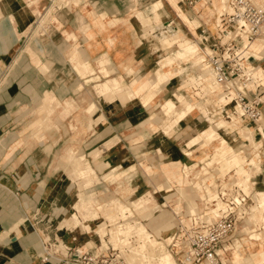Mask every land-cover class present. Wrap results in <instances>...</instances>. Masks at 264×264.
<instances>
[{
  "label": "crops",
  "instance_id": "0c3cea01",
  "mask_svg": "<svg viewBox=\"0 0 264 264\" xmlns=\"http://www.w3.org/2000/svg\"><path fill=\"white\" fill-rule=\"evenodd\" d=\"M134 1L0 0V264H64L54 256H49L48 260L42 259L46 255L48 243L52 244V241L60 240L76 249L85 250L95 242V238L90 235L92 231L90 227L98 221L84 220L82 222L85 229L82 232L84 235L80 233V230H75L78 225L71 227L66 223L70 211L75 210L72 206L74 195L66 172V158L71 159L75 174L78 163L88 164L92 168L88 177L83 178L84 186L86 181L90 184L93 177H97L94 167L86 161L87 158L85 159L76 151L77 149L85 152V157L90 158V162L99 168L104 178L118 180L119 188H125L121 181L128 177L127 190L135 186H132L133 182H131L134 178L131 174L128 176L125 168H129L134 174L136 169L132 163L136 162L137 156H134L132 151L142 152L149 161L146 163L144 160L140 163L142 169L150 172L160 167L165 179L164 181L156 180L155 186L157 189L166 187L168 191L178 186L182 197H185L184 211L188 215L199 212L203 205H207L206 196L219 185L214 175L218 174L220 185L226 186L224 177L233 169L226 167L220 171L217 168L221 163H215L214 167L206 164L215 152L217 141L214 142L215 144L197 147L191 154H187L184 150L183 158L186 160L183 161L181 158L182 154L176 141L181 131L189 126L193 127L194 122H197L196 125L200 124L196 119L195 109L191 112L187 110V116L185 115L182 121L175 123L169 130L167 127L175 115H172L169 120L170 114H164L159 110L151 112L143 119L144 107L155 110L159 106L155 99L163 87L147 104L142 98L148 92L151 83L156 80V70L162 71L165 66L157 61L159 47L153 49L151 47L153 44L147 45L141 38V31L145 26H150L151 33L154 28L153 33L156 35L160 33L159 27L162 26L161 30H163V23L155 16H135V10L131 8ZM176 1H181L180 4L177 3L183 8L182 0ZM147 2L148 0H141V2L136 0V6L139 4L141 8L146 6L144 8L146 11ZM206 2L208 0H204L199 6H205ZM219 2L223 4V0ZM171 4L173 5L172 2ZM53 7L55 11L50 12ZM214 9L209 7L208 15H211ZM40 16H51V22L43 28V31L40 29L38 31L35 27ZM182 19L184 20L183 17ZM218 21L219 17L215 22L210 23L212 30H215ZM199 24L195 30L194 28L192 30L196 35H204L208 38L210 36L208 31L205 33L197 31ZM208 40V45L205 43L206 53L210 51L208 47L210 38ZM250 49V55L257 59L256 63L251 64L250 67L255 80H260L262 77L259 76V68L263 67L260 59V53L264 49L263 39L254 42ZM77 51L80 58L87 62L85 71L76 65V60H73V54ZM201 51L199 46V55H204ZM153 66L155 72L151 79V76L145 75L144 70L150 72ZM91 67L95 70V74L87 75L86 79L87 81L93 79L89 83L95 82V90L103 83L112 85L111 87L122 86L127 89L136 80L140 84L147 80L149 87L139 92L134 99L123 96V100L117 95L108 96L109 100L105 97L104 100V97L100 96L96 90V93H92L91 99L86 103L84 102L86 94L82 92V89L88 82L80 74L86 73L87 70L92 72ZM102 67V70L106 72L105 75L101 72ZM141 70L144 72L140 73ZM220 85L223 88L221 83ZM133 87L136 88L137 85ZM222 92L223 89L217 93L216 98H213L218 106L226 102ZM131 93L130 91L129 94ZM164 99L160 100V105ZM39 108L41 113H37ZM89 109L92 111L90 112ZM72 111L79 113L69 124L67 116ZM202 116L204 117L203 114ZM26 121L28 126L25 132L34 135V140L31 142L29 139L27 142L19 139L22 124ZM106 121L107 125H98H103ZM237 122L238 126L234 129H241L240 133H243V128L246 126L240 124L238 118ZM94 124L96 125L93 126ZM140 126L142 130L139 133L129 135L132 142L124 137L110 147L99 146L101 142L96 140L94 135L91 136L95 139L94 141L82 140V137H78L80 139L77 141L68 139V134L74 132H81V134L102 132L110 134V137L115 134L120 137ZM176 130L178 134H173ZM151 133L152 135H165V139L155 142L144 141ZM234 135L233 132L229 144L235 149L239 148L241 155L243 152L246 158L244 143ZM180 140L185 141L186 138ZM207 147L212 148V151L205 150L196 159L186 158L193 156L197 149L204 150ZM147 149H155L156 154L161 158L160 166L152 161L153 158ZM201 163L203 165H200ZM187 169L192 177L188 175ZM253 169L257 170V167H249L250 176ZM197 171H201L200 176L196 175ZM157 173H154L155 179ZM202 175L205 177L203 183L195 181ZM118 187H116L117 190ZM134 189L130 191L131 194L126 203L115 200L112 202L133 208L135 199L139 197H134L136 188ZM187 189H196V192L191 195L186 192ZM144 191L146 193L140 197L152 198L155 205L145 206L144 201H140L143 208L147 207L143 214L141 213L140 220L156 237L162 238L166 232L165 239L170 240L171 237L173 239L176 235V223L173 221L172 213L169 210L160 209L149 189L144 188ZM263 193L261 192L259 197ZM191 201H196L198 204L194 213L188 212ZM168 202L166 199L162 200L165 206ZM181 202L182 199L179 196L177 212L181 211ZM260 210V207L253 209L248 217L250 223L263 222L261 229L251 228L248 222L243 227V231H248V240L242 238L220 250L230 251L231 264H252V262L262 260L264 240L250 239L251 233L264 232V211L261 215ZM149 212L155 215V220H146L145 215ZM35 214H38L40 220L33 218ZM160 214H163L162 218H159ZM26 216L30 218L29 221H22ZM63 242L55 245L56 252L65 253L66 246ZM245 258H247L246 262ZM223 261L226 263L228 260L223 257Z\"/></svg>",
  "mask_w": 264,
  "mask_h": 264
},
{
  "label": "rangeland",
  "instance_id": "374dc122",
  "mask_svg": "<svg viewBox=\"0 0 264 264\" xmlns=\"http://www.w3.org/2000/svg\"><path fill=\"white\" fill-rule=\"evenodd\" d=\"M175 1L176 0H174V1L173 0H148V2H147L148 3V6H147L148 9L146 11H144V8H146V6H144L143 8H141L139 6L140 4L137 5V6H135V7H133V9L135 10L134 12L138 11V13H140V15H135V16H146V15L147 16H154L153 9H152L154 7V5L156 4V5H159V6H164V8L166 9V11H168L167 13H169L170 16H168V17H166L165 19L162 20L163 25H166V26H168V28H171V29H175V28L176 29H179L180 28L181 29L180 32L184 36L185 42L186 43H189L191 45H195L198 48V54H199V46H200L201 49H202L201 52L204 54L205 47H207V45H208L207 44V41H209L208 38H210V40L211 39L213 40V39H215L217 37V34H218L217 27L215 28V30H212L210 23L211 22H215L216 21V18H218V16H220L221 13L224 12V13L230 14L233 11L232 8H231V6L228 3V0H223V4L219 2L221 0H210V1L206 2L205 6H203V7H200L199 4L201 2H203L204 0H195L194 3H192V4L189 3L187 0H182V3L184 5L183 6L184 9L181 8L178 5V3L180 4L181 1L180 2L179 1H176L175 2ZM254 1L257 4L264 6V0H254ZM58 2H59V0H58ZM67 2H68V0H67ZM139 2H141V0H139ZM171 2L173 3V5L171 4ZM69 5H71V4H69ZM143 5H145V4H143ZM209 7L210 8H215L214 11H211V15H208V13H207ZM180 9L186 11V13L188 15V16H186V18H188V19H196V20L198 19L199 20V21L197 20L200 23V26L197 28V31L198 32H202L201 30L204 29L205 32L208 31V33H209L210 36L207 38L203 34H201L203 36L196 35L194 33V31L192 30L191 25L187 22V20L183 16L180 15ZM51 11H55V8L53 7L50 10V12ZM42 17L43 16H40V18H39V20H38V22H37V24L35 26V27L38 28V31H39V29H40V31H43V28L46 25L48 26L49 22H51V20H50V17L51 16H44L43 18ZM182 17L184 18V20L182 19ZM166 20H168V21H166ZM208 20H210V22H208ZM198 22H197V25H198ZM150 25H151V23H150ZM143 26H144V23H143ZM146 28L149 29L148 26H145V29ZM159 28H160V33H158V34L160 35V34H162V30H161L162 26L159 27ZM153 32H154V28L152 29V33ZM205 32H203V33H205ZM158 34H156V35H158ZM153 35H155V33H153ZM163 36H167V33L166 32L163 33ZM172 36H174V34ZM141 38L144 40V42L147 41V39H144V37L141 36ZM255 38H261V39H263V43H264V25H263V27L261 29V33L259 35H257ZM150 40H151L150 43L153 44V45H151V47L153 49H154V47H159V50H158L159 51V57H158L157 61H159L160 64H162L163 58H165L167 56H173L177 52V50L179 49L177 43L176 44H173L170 47H168V46H165L164 47L159 42L158 38H151ZM256 41H254V42H256ZM254 42L251 43V46H252V44ZM73 55H74L73 56V60H76V62H77L76 65L79 66L82 70L85 71L86 70L85 69V66H87L86 65L87 62L84 59H81L80 58V55H79L78 51L77 52H74ZM204 55H198V57H186V58H183V59H179V58L176 57L175 60H174V63L171 66L164 67L162 69V71H164L166 73H169V72L174 71V70L175 71H178L181 68H183V69L185 68L184 70H185L186 74L189 76V78L192 77V78L196 79L194 81H197L198 80V83L204 81V83H202V84H210V83H212V80H210L209 78L211 76L210 74L213 73V71H212V69H209V71L203 69L204 65H206L204 63H207V62H204V63L201 62L199 57H201L202 59H204L205 58ZM260 56H261V58L260 57L259 58L261 59L262 66H263V64H264V49L260 53ZM174 57H175V55H174ZM152 59H154V58H152ZM256 60L257 59L255 57H253V59L251 60L252 61V64H255L256 63ZM150 61H152V60L150 59ZM154 66H156V64H154ZM154 66H153V68H152V70L150 72L148 70H144L145 73H146L145 75L146 76H151V79H153V74L155 72ZM91 69H92V67H91ZM102 69H103V67L101 68V72L103 73V75H105L106 72L104 70H102ZM144 71L141 70L140 73L141 72H144ZM261 71H263V75H264V67H260L259 68V73ZM84 73L83 74H80L79 73V74L83 78H85L86 82H88L86 85H84V88L82 89V92H85V94H86L85 101H84L86 103L91 99L92 93L93 94L96 93V90H97L98 94L101 95L102 92L105 90V88H106L107 91H108V89H114L115 92L113 93V95H118V93L120 92V95H121V98H122L121 100H123L124 99L123 96H126L127 98L134 99L139 92H142L143 90H145L146 88L149 87V86H147V87H142L141 88L140 83L138 82V80H136L131 85V87L130 88H127V89H124L122 86H116V87L113 86V87H111L112 85L109 86L107 83H103V84H100L96 88V90H95V87H94L95 82L94 83H89L93 79L91 78L88 81L86 79L87 78V75L90 76L93 73L95 74V70L92 69V72L91 71L88 72V70H87V72L85 74ZM96 77H97V75H96ZM197 77L202 78V79H198ZM97 78H100V77H97ZM260 82L262 84H264V78L263 79H260ZM99 83H101V81H99ZM134 85H137V87L134 88L133 87ZM165 86H167L168 88L165 87ZM165 86H162L163 88L162 87H159L158 88V91L162 88L161 92L158 94V96L155 99V102L157 104H159V106L157 108H155V110H151L149 108L144 107L143 110H144L145 114L143 115V119L146 117V115H150L151 112L161 110V107H160V100L161 99L166 98L161 103V106H162V104L164 103V101L168 100L169 99V96L171 97L172 91H173L172 86L170 84H166ZM248 86L252 90H254V88H255L254 85H253V83H249ZM200 87L198 86L196 88H194V87L193 88H189L188 89L189 90L188 94L191 96V98H192L193 101H202V102L205 103L206 98H209V100H211L210 101L211 102V106H208L207 107L208 108V111H207L208 113L204 117H206L209 120H211V119L214 120L212 124L215 125L216 121H218L219 118L222 117V116H220L222 114H218L216 116H214V114H215V112L220 107H222L221 106L222 104H220L219 107H218V104L217 105L215 104L214 99L212 101V98H214V97L216 98V96H212V92H211V90L209 88L207 89V95H205V96H204V92L202 91V94L203 95H201V96H204V97H200V95H196V92L201 91L200 90ZM212 88H215V86H213ZM101 89H103V91ZM130 91L132 92L131 93L132 95L129 94ZM121 92H123V93H121ZM208 92H209V94H208ZM147 93L148 92H146V95L148 96V100L145 101V102L143 101L145 104H147L148 102H150L154 98V95H149ZM110 95L112 96V94H110ZM183 106L184 105H182V104H178V106H176L175 109L177 108L176 110H178V108H179V110H180V109L183 108ZM175 109H173V110H175ZM211 109H213L212 110L213 112L211 111ZM225 109H228V112H231V110H233L234 108L233 109L232 108L231 109L225 108ZM173 110L171 111L172 113H170V115L168 117H169V120L171 119L172 115H175V117H174V119L172 121H170V123H169V125L167 127L168 128L167 130L171 129V126L173 127V125L175 123H178V122L182 121V118H179V114H178L179 111H173ZM192 110H194V109H189L188 111L191 112ZM221 110H222V108H221ZM91 111L92 110H90V112ZM96 111H98V109H96ZM37 113H41L40 112V108H39V110H38ZM37 113H35V114H37ZM78 113L79 112L72 111L71 113L68 114L67 121H68L69 124H70V121L72 119H75L76 118V116H77ZM194 113L196 115L197 121L200 124L196 125L197 122L196 123L194 122L192 124L193 127H196L197 128V127L202 126L204 129H208L211 124L208 121H205L206 119L202 116V114L200 113V111L197 110V109H195L194 110ZM200 114H201L203 120L201 119V116H199ZM80 115H81V113H80ZM232 117H234V115H232ZM235 117L238 118L240 124L242 123L244 126H246V129L244 128L245 130L243 131V133L245 131H247L249 127L252 126V125L251 126H248L247 125L248 122H246L247 119H245V117H238L236 115H235ZM223 119H225V120H232V119L225 118V117H223ZM27 123H28L27 121H26V123L23 122V124H22L23 126L21 127V132L19 133V139H22L21 141L25 140V142H27L28 141L27 139H29V141L31 142V141L34 140V138H33L34 135H33V133L25 132L26 131V128H27L26 126H28ZM107 123L108 122L106 121V123H104L103 125L102 124L101 125L98 124V125L99 126H105V125H107ZM95 125L96 124H94L93 126H95ZM263 126H264V120H263ZM92 127H90V130H92ZM139 128H137L136 130H134L132 132H129V133L124 134V136H121L120 135V137L117 134H115V136H113V137H110V134H103L102 132H99L98 134L96 132H89V133H84V134H81V132H74V133H69L68 134V139L70 141L71 140L77 141V139L79 140L82 137L81 138L82 140L83 139L84 140L90 139V141H94L95 139L91 138V136L94 135L95 136L94 138H96V140H99L101 142L99 146L105 145L106 147H110L116 141H119L121 139H124V137H126V139L129 140V142H132V140L129 137V135H132L134 133H136V134L139 133V131L142 130V127L140 126ZM161 128H162V126H161ZM241 128H243V127H241ZM235 129L234 128L233 129H230V131H232V132H231V134H230V136L228 138H231L232 137V134L234 132V134H235L234 136L236 138H238L241 142L244 143L243 149H244V152H245V156H250V157H253L254 158V159L253 158L251 159V161L254 160L253 161L254 163H247V164H245L246 169L249 170V167L251 166L249 164H252V166L257 167V170L258 171L256 169H253V172L251 173V176H250L249 171H248L247 172V175H246V179L247 180L244 181V183H242V181L240 180L239 176L237 174H235V169H234V170H231L229 173L226 174V176L224 177V180H225L226 183H229V182H231V180L234 179V180H238V182H240L241 184H243L244 190L247 193H250V198L252 199V201L250 202V213H251L252 209L256 206L257 199L259 198V194L261 192H264V146L261 149V152L260 153L258 152V150H255L254 148H251L250 146L256 147V146H258V144L260 145L261 143L264 145V140H262L261 142L257 143V141H258L257 138L256 139L254 138L255 141L253 139V140H251L250 145H246L245 146L246 141L244 140V136H245V134H248V133H249L248 135H251L250 132H249V130L247 131V133L245 132V134L243 135V133H240V130L241 129H238V130H235ZM175 133H177V130L174 131L173 134H175ZM171 135H170V137H171L170 139L173 138ZM78 137H80V138H78ZM228 138L226 139V137L223 134H219V136H217L216 139L210 140L209 142H208V140H206V142L204 141V142L200 143L198 146H194V147H190V143L191 142L189 140H185L186 143H187V146L185 147V141H181L180 139H182V138H179L176 141L177 142L176 144H177V147H178V149L180 150V152L182 154L181 158L184 161V160H186L185 158H183L184 157V154H183L184 153V150H185V152L187 154H191L192 151L195 148L200 147V146H208V145H211L214 142L216 143V141H217V145L215 146V152L212 155V158L207 161V162H210L209 165H207V166L214 167L215 166V163H221V165L217 169H219L220 171H223L224 168H226V167L229 166L228 165L229 163L226 162L227 159L225 161V157L222 156V157L219 158L218 156H219V151L221 149H223V148H226L227 149V148H229L231 146L229 144V139ZM164 139H165V135H158V134H153L152 135V133H151L147 139H144V141L149 140V141L155 142V141H161V140H164ZM225 141H226V144L224 143ZM231 147H233V146H231ZM205 150L207 152H211L212 151V148L210 149V147H207L204 150L197 149L196 152H194V155L193 156H187L186 158L187 159H194V158L196 159L197 156H201L203 154V151H205ZM76 151H78V153L82 154L85 159L87 158L86 161H88L94 167V169H95V171L97 173V177L96 178L93 177V181L90 184H88L89 182L86 181V184L84 186L83 184H84L85 180L83 178H87L88 177V175L92 172V168L90 167V165L83 163V166H85V165L86 166L83 167V170L84 171H81L82 173H80V172H78V170H79L78 169V166L80 165L78 163V165L76 164L75 172H76V170H77V172L75 174L73 172V165H72L71 159H67L66 158V163H65L66 164V172H67L68 179H69V181L71 183V187H72L71 190H72L73 195H74L72 206H74V208H75V210L73 209L72 211H70L69 215L67 216L66 223L68 225H70L71 227L78 225L76 227V229H75V227H74V229L75 230H78V231L80 230V233L82 235H84L82 232L85 231V229L83 227L84 224L82 225V222L84 220L92 219L96 215V217L94 218L95 221H98L96 224L99 225V226H100V224L101 225L104 224V226H100L101 228L99 226H97V228H96V224H91V227L90 228H91L92 231H91L90 235L92 236V238H95V240H98L99 237H97V236L98 235L103 236L105 234V232H106L105 219L111 220L112 223H115L118 219L124 220V222L121 223V225L122 224L123 225L118 230H117V228L119 226L116 225L112 229V231H111V232H113L115 230L116 233L118 234V236L115 235L113 237V235H112V237H109L107 235L104 238L105 239V243L102 242L103 248H106V246L108 245L107 242H112L113 244L122 246V244L125 243V241H124L125 239H127L126 241H128V237H130L132 235L136 236L135 234H137V232H139V231H137V232H135V231L137 229L139 230V227H140L139 225H141V224H142L141 226L146 229V233H149L152 236L156 237L152 233V231L148 229V227L146 226V224L140 220L141 213L143 214V212L147 208V207H144V208L142 207L143 206L142 202L144 201V203H145L144 205L145 206H154L155 205V201L152 198H149V197H140V195H142L143 193H146V191L143 192V189L144 188H147L154 195V197H155V199L157 201V204L159 205L160 209H162V210H169L172 213V215H173V221L176 223L175 227H176V230H177L178 222H179V218H180L179 216H183L184 214H186V212L184 211L185 210V207H186V201L184 199L185 197L184 196L182 197L181 192L178 190V186H174L171 191H168V188H166V187H164V188H158L157 189V187L155 186L154 183H157L156 180H158V181H164L165 175L162 173L160 167L157 168V169L154 168L153 171L145 172L142 169L141 165H140V163L142 161L146 160V158L143 156V153L142 152L136 153L134 150L132 151L133 152V155L134 156H137L136 162L132 163L133 166L136 169V171L134 172V174H132V172H131V170L129 168H125V171L128 173V176L131 174L132 177L134 178V180H131V182H133V185L132 186H135L134 188H136V191L134 193V197H136V196L138 197L139 196L138 198L135 199V201H136L135 203L136 204L134 203L133 204L134 207L132 208L130 206L123 205L122 203L115 202V201H122V202L126 203L127 200H128V198H129V196H130V194H131V192H132L131 190H135L134 188H131L130 190H127V188H128V186H127L128 185L127 178L128 177L127 178L125 177L121 181V184L125 188L124 189L123 188H119L118 186H120V183H119L118 180H113L112 178H104L103 175H101L99 168H97L93 164V162H90V160H89L90 158L89 157H85L86 154H85L84 151L78 150V149ZM143 151H146V150H143ZM147 151H148V153H150V156H152V158H153L152 161H154L157 165H159V161H160L161 158L156 154L155 149H150V150L147 149ZM258 153L260 155H258ZM216 154L218 156H216ZM242 155H243V152H242ZM90 157H92V155H90ZM255 161H257V162L260 161V164H257V163L255 164ZM145 162L146 163H149L148 159ZM206 164H208V163H206ZM200 165H203V163H201ZM228 168H230V167H228ZM258 168H260V169H258ZM103 171H105V173H107L106 170H103ZM155 172H158L157 175H156L157 176L156 179L154 178V173ZM258 172H263V173H261L260 175L257 176V180H256L257 183L254 186L252 184V182H253V176H255L256 174H258ZM187 173H188V175H190L188 169H187ZM200 174H201V171H197L196 172V175L197 176H200ZM214 177H215V179H218L219 176H218V174H216V175H214ZM204 178L205 177L202 175L200 177V179H196L195 181H200L201 183H203L204 182ZM248 178H249V180H248ZM229 179H231V180L229 181ZM218 182H219V180H218ZM246 183H247V185H246ZM139 184H141L142 186L141 185L139 186ZM248 185H250V186H248ZM116 187H118V190L116 189ZM186 192H188L191 195H193L196 192V189H194V190L187 189ZM210 194H216L217 195L218 194V188L213 189V191H211ZM179 196L182 199L181 209H180L181 211L180 212H177L176 211L178 209L177 200H178ZM201 196H202V192H201ZM208 196H209V193L206 196V198ZM91 197L94 198V200ZM164 199H166V200L169 201L167 203L168 205H166V206L164 205V203H162V200H164ZM78 200H80V202L82 203L81 205H80V203H79ZM112 200H115V201L112 202ZM138 201L139 202L142 201V202H140V204H139ZM194 202H196V201H194ZM194 202L193 201L189 202V207H188V212L189 213H191V212L194 213L196 211V208H197L198 204H197V202H196V204ZM192 204H194L193 206H195V208L192 207ZM202 207H204V205ZM123 208H127L128 209V210L126 209V214H123L121 212V209H123ZM262 211H264V210H262ZM95 212H97V213L95 214ZM121 213H122V215H121ZM74 214L77 216V219L74 217ZM135 215H136V217H135ZM123 216H124V218H123ZM165 216H167V215L165 214ZM162 217H163V214H160L159 215V218H162ZM145 218H146V220H155L156 219L155 215L152 214V212H149L148 214H146L145 215ZM29 219L30 218L26 216V217H24L22 219V221H24V222L26 221L27 222V221H29ZM74 220H76V221H74ZM50 221H52V220H50ZM249 221L250 220H249V217H248L244 221H242V222H240L238 224V230L232 236L231 240L228 241L227 243H225V246L226 245H231V244L235 243V241L241 240L242 238L248 240L247 239L249 237L248 231L247 232L246 231H243V227ZM48 222L49 221H47V223ZM63 222H65V221H63ZM58 224L60 225V223H58ZM127 225L129 226V229H130L131 226L132 227L129 230V232L126 233V230L128 229V226ZM250 225H251V228H253V229H259L260 230L261 229V226L263 225V222H254L253 221L252 223H250ZM125 226L127 227L126 230L124 229ZM132 228H134V229H132ZM98 229H99V231H98ZM100 229H102V230H100ZM164 230L165 231H168L169 229H164ZM115 231L113 233H115ZM120 231H122V232L120 233ZM103 232H104V234H103ZM73 233H75V232H73ZM123 233L124 234L126 233L128 236L125 234L126 235V237H125V235ZM254 233H256V232H254ZM254 233H251L250 236L253 235ZM165 235H166V232L164 233V236L162 238H158V237H156V238H158L159 240H161V241L164 242L165 247L174 255V257H175V259L177 261V264H181L180 263V260L182 259V256H181L182 253L180 255H177V256L175 255V253L172 250L171 246L168 245L171 242L172 237H171L170 240L169 239H165ZM139 236H140V234L138 233V235L136 236V239H138ZM261 236H262V238H261L260 241L264 240V233L263 232L261 233ZM118 237H120V238H118ZM108 238H109V240H108ZM114 238L115 239L117 238L119 241L117 239L115 240ZM140 238H141V236H140ZM120 239H122V240H120ZM136 239H135V242L136 243H129V242H127V243H129V246L128 247H130V245H133L134 247L137 246V241H139V239L138 240H136ZM140 241H141V239H140ZM52 243L53 244H52V249L51 250H55V247H56L55 245L58 244V242L55 243L54 241H52ZM123 245H126L127 246L128 244L125 243ZM131 248H133V247L131 246ZM220 253L223 254L222 257H224L226 260H228L226 262V264H231L230 263V260H231L230 251L229 250H227L225 252L220 251ZM134 262H135V264H139V261H134ZM143 263L144 264H148L150 262H147V261L141 262L140 261V264H143ZM150 264H152V263H150Z\"/></svg>",
  "mask_w": 264,
  "mask_h": 264
},
{
  "label": "built area",
  "instance_id": "2783aa9c",
  "mask_svg": "<svg viewBox=\"0 0 264 264\" xmlns=\"http://www.w3.org/2000/svg\"><path fill=\"white\" fill-rule=\"evenodd\" d=\"M187 1L192 4L195 0ZM228 3L233 11L230 14L223 12L218 16L217 37L210 40V51L207 53L204 51V61L214 72L215 80L223 85V96L226 101L213 114L214 116L222 114L220 115L222 118L229 119H232V115L245 117L247 125H252L248 128L250 134L257 138L259 143L264 140V84L260 80H255L253 72L249 70L253 59L250 55L251 42L261 33L264 25V6L254 0H228ZM201 31L205 32L204 29ZM249 83H253L254 90L249 88ZM225 108L234 109L228 112ZM244 140L245 146L250 145L251 140L248 137L244 136ZM263 146L261 143L256 147H250L260 153ZM251 158L246 156L247 163L251 162ZM261 173L263 172L253 176L254 186L257 183V176ZM220 183L219 180L218 196L226 205L219 210L218 217H213L209 204L197 213L179 216L176 235L169 246L176 256L182 253L181 264H203L205 261H210L211 264H226L220 250L225 248V243L236 233L238 224L248 218L252 199L238 180L233 179L226 183V186ZM33 218L40 220L38 214ZM123 222L122 219L115 223L105 219L106 232L103 237L107 235L112 237V228L116 225L120 227ZM97 237L98 240L85 250L76 249L60 240L56 241L55 243L65 244V253L51 250L53 243H48L46 255L42 259L48 260L49 256H54L64 264H135L131 258L133 252L130 247L107 242L108 245L103 248L101 236ZM133 238L131 236L130 240L134 241Z\"/></svg>",
  "mask_w": 264,
  "mask_h": 264
},
{
  "label": "bare ground",
  "instance_id": "6f19581e",
  "mask_svg": "<svg viewBox=\"0 0 264 264\" xmlns=\"http://www.w3.org/2000/svg\"><path fill=\"white\" fill-rule=\"evenodd\" d=\"M135 6H136V0L131 4V8H133ZM152 9H153L154 16L156 18H158L161 21V23H163L162 22L163 19H165L166 17L170 16L169 13H167L168 11H166L164 6H159V5L155 4ZM135 15H140V14L135 12ZM180 15L183 16L187 20V22L191 25L192 28L195 29L198 26L197 25L198 21L196 19H188V18H186V16H188V15H187L185 10L180 9ZM198 24H199V22H198ZM148 28L149 29H147V28L145 29L144 28L141 31V36L144 37V39H147V41H145V43L147 45H151L150 44V41H151L150 39L151 38H158L159 42L164 47L165 46L170 47V46H172L173 44H176V43L178 44V48L179 49L174 54L175 57L173 55V56H167V57L163 58L162 66H165V67L171 66L174 63V60H175L176 57L179 58V59H183V58H186V57H198V55H199L198 54V48L195 45H191V44L185 42V38L182 35V33L180 32L181 31L180 28L175 30V29L168 28V26H166V25H163L162 34H160V35L159 34L158 35H153L151 33V31H150L151 27L148 26ZM165 32L167 33V36H163V33H165ZM173 34H174V36H172ZM259 39H261V38H255L252 42H254L256 40H259ZM199 58H200L201 62H203V63L205 62L204 61L205 58L204 59H202L201 57H199ZM204 64H206V65H204L203 69L209 71V69H211L209 67V64H207V63H204ZM263 67H264V64H263ZM249 71L252 72V69H250ZM210 75L211 76H210L209 79L212 80V83H210V84H202V83H204V81L198 83V80L194 81L196 79H194L192 77L189 78V76L186 74V72H185V70L183 68L179 69L178 71H171L169 73H166L164 71H161L160 69H157L156 70V80L151 83V86L149 87V91H148L147 94L155 95L158 92V88L159 87L165 86L166 84H170L172 86V88H173L172 95H171V97L169 96L168 100L164 101L162 106L160 105L161 111H163L164 114L168 115V114L172 113L171 111L173 109H175V107L178 106V104H182V105H184L182 109L179 110V108H178V110H176L177 109L176 108L175 110H173V111H179L178 112L179 118H183L186 115V111L189 110V109H197V110L200 111L201 114L206 116V114L208 113L207 112L208 111L207 107L211 106V102H210L211 100H209V98H206L205 103L202 102V101H193L191 96L188 94V92H189L188 89L189 88H193V87L196 88L198 86L199 87L201 86L200 87L201 91L196 92L197 95H200V97H204L205 95H207V89L209 88L211 90V92H212V96H216L217 93H220L223 88L220 85V83L215 80L214 72L211 73ZM259 76L262 77V79L264 78L263 77L264 76L263 75V71H261L259 73ZM198 79H202V78H198ZM140 85H141V88L142 87H147V86H149V83L146 80V81L142 82V84H140ZM213 86H215V88H212ZM102 91H103V89H102ZM202 91L204 92V96H201V95H203ZM114 92L115 91L113 89L108 90V91L104 90L100 96L104 97V100H105V97H108L110 94L113 95ZM121 93H123V92H121ZM208 94H209V92H208ZM117 96H119V98L122 99L121 95H120V92H119V94ZM109 97H108V100H109ZM142 100L144 102L147 101L148 100V96L145 94L143 96ZM212 101H213V98H212ZM212 110L213 109H211V111ZM238 117H242V116H238ZM205 119H206L205 121H208L211 124L208 129H204L202 126L197 127V128L189 126L187 129L181 131L179 134L177 133L178 134V138H186V140H189L191 142L190 143V147H194V146H198L200 143H202L204 141L206 142V140H208V142H209L210 140L216 139V137L219 136V134H223L226 137V139H227L230 136L231 132H232V131H230V129H233L235 127L237 128V126H238L237 118L235 117V115H234V117H232V120H225L222 117H220L219 120L216 121L215 125L212 124L214 120H212V119L209 120L206 117H205ZM245 129L243 128V131ZM247 131H245V132L247 133ZM245 132L243 134H245ZM248 134H245V136L248 137L250 140H253L254 139L253 135H248ZM228 139H230V138H228ZM226 141L224 142L225 144H226ZM169 150H170V148H169ZM166 151L168 152V150H166ZM216 156H218V155L216 154ZM222 156L225 157V161L227 159L226 162L229 163L228 164L229 165L228 167H230L229 169L230 170L231 169H233V170L235 169V174H237L239 176L240 180L242 181V183H244V181L247 180L246 179V175H247L248 170L245 167V164H247V162H246L247 159L244 156L241 155V153L239 152V148L235 149L234 147H231V146L229 148H227V149L223 148V149H221L219 151V156L218 157L220 158ZM253 161H251L250 163H254ZM207 163H208L207 165H209L210 162H207ZM256 163L260 164V162L255 161V164ZM79 164L80 165L78 166V169H79L78 172L82 173L81 171H84L83 167H85L86 165L83 166V163H79ZM258 169H260V168H258ZM76 172H77V170H76ZM248 180H249V178H248ZM246 185H247V183H246ZM248 186H250V185H248ZM80 200H78V201H79V203L81 205L82 203L80 202ZM206 203L210 205L211 213H212L213 217H218L220 215V211L219 210L224 208L225 205H226V203H224V201L219 198L218 194L217 195L216 194H209V196L206 198ZM193 205L194 204H192V207L195 208V206H193ZM263 206H264V193L261 195V197H259V199H258V201L256 203V206L253 209L255 210L257 207H260L261 208L260 211H261V215H262ZM126 209L127 208L121 209V212L123 214H126ZM96 213L97 212H95V214ZM122 213H121V215H122ZM75 214H74V217L77 219V216ZM95 217H96V215H95ZM94 218H92V219H94ZM123 218H124V216H123ZM74 221H76V220H74ZM122 225H120V227ZM141 225H139L140 226L139 230L137 229L135 231V232L139 231L135 235L137 236L138 233H139L141 238L139 236L138 239L140 238L141 241L139 239V241H137V246H135V247L133 245H130V249L133 252V254H131V258L133 259V261H139V264H140V261L141 262L147 261V262H150L152 264H177V261L175 260L173 254L165 247L164 242L159 240V239H157V238H155L151 234L146 233V229L144 227H142ZM97 226H99V225H97ZM97 226H96V228H97ZM100 226H104V224L103 225L100 224ZM120 227H118L117 230ZM131 227H130V229H131ZM126 228L127 227L125 226L124 229L126 230ZM130 229H129V226H128V229H127L128 231L126 230V233L129 232ZM132 229H134V228H132ZM100 230H102V229H100ZM98 231H99V229H98ZM113 232H112L113 237L115 235L118 236L116 231H115L116 234L113 233ZM121 232L122 231H120V233ZM103 234H104V232H103ZM126 235H125V237H126ZM103 236H101V240H102V242L105 243V239H104ZM136 236L132 235V237H134L133 238L134 241L130 240L131 236L128 237V241H126L127 239L124 240L125 243L128 244L127 246H129V243H136L135 242ZM260 236H261V233H257L256 232V233H254L253 235L250 236L251 237L250 239L260 241L261 238H262V236L261 237ZM118 238H120V237H118ZM138 239H136V240H138ZM120 240H122V239H120ZM127 242H129V243H127ZM125 243H123V244H125ZM123 244H122V246H126V245H123ZM131 246L133 248H131ZM261 256H262V260H260L258 262H255V263L252 262V264H264V253L263 252H261ZM246 259L247 258H245V262H246ZM150 263H148V264H150ZM207 263L211 264L210 261H205L203 264H207ZM249 263H251V262H249Z\"/></svg>",
  "mask_w": 264,
  "mask_h": 264
}]
</instances>
